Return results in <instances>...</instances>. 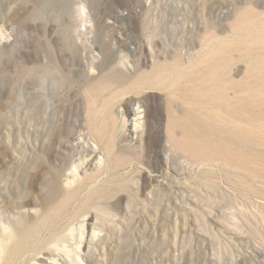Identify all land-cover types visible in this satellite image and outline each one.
<instances>
[{"label": "rangeland", "instance_id": "1", "mask_svg": "<svg viewBox=\"0 0 264 264\" xmlns=\"http://www.w3.org/2000/svg\"><path fill=\"white\" fill-rule=\"evenodd\" d=\"M180 44L187 60L178 64L201 62L199 77L193 68H156L172 63ZM263 64L264 0H0L6 264H264V120L232 116L245 102L264 110V69L250 86L234 83ZM109 72L106 89L88 88ZM193 79L199 103L174 86ZM170 98L178 116L212 113L213 128L242 126L253 140L207 144L206 161L187 152L169 137ZM136 104L143 127L135 138ZM74 131L99 147L105 165L85 166L69 185L80 152L63 144ZM83 224L92 240L80 250Z\"/></svg>", "mask_w": 264, "mask_h": 264}, {"label": "bare ground", "instance_id": "2", "mask_svg": "<svg viewBox=\"0 0 264 264\" xmlns=\"http://www.w3.org/2000/svg\"><path fill=\"white\" fill-rule=\"evenodd\" d=\"M71 9V8H70ZM68 11V9H67ZM71 10L68 11V13ZM69 14L68 16H70ZM65 29L68 30V27L65 26ZM66 48L75 53L78 51L77 46L72 42V41H66ZM184 50L181 48V44L177 47H175L173 56H174V61L172 63L168 61H164L162 63H159L156 68L162 69L163 71H166L167 68L171 67L172 65L178 67V72H183L186 70V68H193L196 70L194 72L197 75L195 77H199L201 75V72L206 70V67L202 65L201 62L199 61H194L191 63V61H188L189 66H184L181 63L178 64V61L187 60L184 55ZM55 60H52V64H54ZM187 63V64H188ZM51 65V64H50ZM43 71L44 73H48V71H52L49 69V65H44L43 66ZM105 69V67H104ZM264 69V64L261 68L254 67L251 71L248 70L244 73V77L240 81H235L234 83L239 86H250L251 80L255 77L256 79H259L258 76H261V73ZM92 71H95V68L92 67ZM198 72L200 74H198ZM115 76L113 74L105 73L102 74L99 78L95 79L93 78L89 83H87V86L89 89L94 88L95 90H103L106 89L110 83L109 81L114 78ZM174 86H180L179 90L180 92H183L184 101L189 99L192 102L199 103L202 101V95L203 91L200 88V83L198 80L193 79L189 84L188 82H181L180 80L176 81L174 83ZM215 87V86H213ZM189 92L187 95L186 92ZM185 92V93H184ZM207 93L212 94L209 99L212 101L216 97L217 90L215 88H210V90H207ZM261 94L259 96V100L263 99ZM257 97V96H256ZM234 100L233 98H231ZM141 106L139 104H136L135 107L131 110V115H132V125L133 129L130 130V133L132 137H137V134L143 127V122H142V113L140 111ZM178 107L176 105V100L175 98H170L167 103V114H168V120H167V128L169 133V137L173 141L174 145L184 148L187 152H195V153H202L203 157H206L204 159L205 161L207 158H213L210 156V154H213L214 152H209L211 151L208 148L207 144H212V142H215L217 140H235V141H241V138L245 139L246 141L248 139L253 140L251 137V134L249 133V129L242 128V126H238V129L235 130H228L224 128H218L215 129L213 128L211 123H214L212 120L213 114L212 113H198L195 111H188L187 113H184V116L180 117L178 116ZM232 116L233 119H237L241 122L245 121L246 125L252 124L256 118L257 119H262L264 120V110H256L252 107V104L249 103H243L240 105H236V107L232 110ZM121 123L120 126L122 128L126 127L129 123V120L127 117H125L124 113H121ZM214 120V119H213ZM249 128V127H247ZM180 129L181 132H177L176 130ZM209 133L211 134V137H206L204 134ZM204 136V138H202ZM78 141V145L75 147L72 142L73 140ZM88 137L84 136L83 134L78 133L77 131L71 132L68 141L63 144V147L65 149H72L75 148L76 150H79V160L73 163L72 170L70 174H68L67 177V183L69 185L74 184L78 180H80V170L84 168L85 166L91 165L93 167L94 165L98 166V168L102 167L105 165V158L102 155H99L98 149L99 147L94 144L91 145L89 142H87ZM217 155L220 156V153L217 152ZM202 160L203 164L205 161ZM5 230V234L7 235V241L8 242H13L15 239L14 232L11 228L10 225L3 226ZM90 230H87L86 224H83L80 230V246L79 249L82 250V246L84 244H89L92 240V233L90 235ZM8 248L9 245L8 243H4L0 241V264H6L7 262V257H8ZM78 258L81 259L82 257L80 256L79 253ZM38 264H58V261L54 258L51 259H43L38 262Z\"/></svg>", "mask_w": 264, "mask_h": 264}]
</instances>
